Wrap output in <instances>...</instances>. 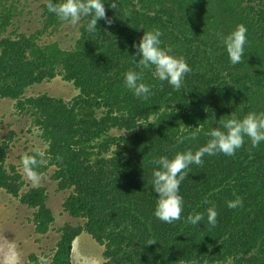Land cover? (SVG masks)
<instances>
[{
    "label": "trees",
    "instance_id": "16d2710c",
    "mask_svg": "<svg viewBox=\"0 0 264 264\" xmlns=\"http://www.w3.org/2000/svg\"><path fill=\"white\" fill-rule=\"evenodd\" d=\"M22 1L0 0V100L16 101L33 120L48 145L40 176L55 168L59 190L73 189L65 212L86 220L59 230L53 263L72 264L74 242L87 233L104 247L103 264H264V143L252 148L245 138L234 156H205L201 166L192 165L180 185L184 211L172 224L154 217L158 197L151 187L154 159L197 150L207 142L205 133L233 113L264 112V0H116L117 9L106 2L112 23L100 20L98 30L89 33L90 18L82 17L71 50L40 40L65 23L48 12L47 0L41 6L43 30L1 38ZM239 24L247 28L245 55L231 65L218 35ZM141 27L159 29L161 46L191 67L180 91L131 56ZM130 70L142 73V82L151 87L146 100L125 87ZM58 76L79 92L70 102L47 94L26 97L29 88ZM198 126L196 140L177 143ZM114 129L127 134L114 136ZM8 150L4 142L0 191L36 209L35 231L45 235L55 222L47 190L22 192L26 183L7 164ZM237 197L242 206L229 209L226 201ZM209 207L218 213L214 227L206 217L197 226L187 221ZM38 258L33 254L26 264H38Z\"/></svg>",
    "mask_w": 264,
    "mask_h": 264
},
{
    "label": "clouds",
    "instance_id": "9594fccd",
    "mask_svg": "<svg viewBox=\"0 0 264 264\" xmlns=\"http://www.w3.org/2000/svg\"><path fill=\"white\" fill-rule=\"evenodd\" d=\"M106 2L111 9H117L116 0H111L110 3L108 0H60L59 3L47 0V10L55 14L60 21L73 26L77 25L82 17H88L90 19L86 24V30L94 33L98 30V21L104 20L109 25L112 23V19L106 15ZM161 36L159 29L144 30L139 43L133 42L132 47L136 51L131 56L134 60H137L139 56L138 62L143 69L152 70L154 68L153 74L157 79L162 82L166 81L175 91H180L185 75L191 72V67L183 56L173 55L171 49L161 46ZM218 39L222 42L231 65L241 63L247 44L246 26L239 24L230 33L219 34ZM124 85L135 97L142 100H146L151 95V87L142 82L140 72L131 70L126 72ZM193 129L195 130L188 135L178 137L177 143L196 140L200 128L198 126ZM205 135L208 137L207 142L195 151L188 149L177 152L171 158L160 156L153 160L156 167L152 172L151 187L158 197L153 212L157 220L172 224L181 219L184 201L180 195V185L188 177L192 165L201 166L205 156H215L220 153L225 156H234L237 150L243 147L245 138L250 141L252 148L264 143V112H250L243 117H237L233 113L227 119H219L218 126L210 129ZM46 163L45 152L39 148L34 149L32 155L26 154L21 159L23 170L33 184L40 181L41 176L38 169ZM242 203L239 197L226 201L229 209H236L242 206ZM217 215L215 207H209L206 213L198 212L189 215L187 221L197 226L204 222L206 217L207 225L214 227L217 223ZM152 243L154 242H149V244ZM38 264H47V258L40 256Z\"/></svg>",
    "mask_w": 264,
    "mask_h": 264
},
{
    "label": "rangeland",
    "instance_id": "374dc122",
    "mask_svg": "<svg viewBox=\"0 0 264 264\" xmlns=\"http://www.w3.org/2000/svg\"><path fill=\"white\" fill-rule=\"evenodd\" d=\"M44 2L45 0H23L22 5L19 7L20 14L15 17L7 32L1 33V38L17 37L21 34L33 35L43 30L41 6ZM80 27V23L73 26L65 22L54 35H51L50 32L44 33L40 36V40L43 43L58 42L62 49L71 50L80 36ZM29 90L26 97L34 98L47 94L66 102H70L79 94L75 86L61 76L51 82L35 85ZM33 124V120L29 116L22 114L16 108V101L10 99L0 100V146L4 142L9 144L7 164L15 166L23 176L26 186L22 192H29L33 188H45L47 190V207L52 211L55 222L47 234H37L33 222L36 209H30L21 204L18 198L8 194L5 190H1L0 264H7L9 257L12 256L17 258V264H26L33 254L38 257H46L47 264H52L55 250L62 240L59 230L66 224L78 226L84 225L86 222L84 219L73 218L65 212L63 204L73 189L59 190L58 182L54 180L55 168H50L45 174L41 175L40 181L36 184H33L25 174L21 164L22 157L26 154L31 155L36 148L42 151L48 149V145L40 139V133ZM111 134L126 136L127 133L114 129ZM79 238L81 240L79 244L82 247L79 259L80 257L82 259L80 261L76 260L75 256L74 259L72 258V264H83L82 262L89 257L95 258L92 264H101L100 261L103 257L101 246L87 233H83ZM6 246H8L7 249Z\"/></svg>",
    "mask_w": 264,
    "mask_h": 264
},
{
    "label": "crops",
    "instance_id": "0c3cea01",
    "mask_svg": "<svg viewBox=\"0 0 264 264\" xmlns=\"http://www.w3.org/2000/svg\"><path fill=\"white\" fill-rule=\"evenodd\" d=\"M22 204V203H21ZM89 235V234H88ZM90 236V235H89ZM91 237V236H90ZM81 240H80V238L78 237L77 239H76V241H75V247H74V250H73V252H72V258L74 259V257L76 256V260H79L80 261V259H82L81 257H80V259H79V255H80V249L82 248L81 247V245L79 244V242H80ZM101 246V245H100ZM8 248V246H6V249ZM101 251L103 250V252H104V247L103 246H101ZM12 253H13V251H11ZM76 252V253H75ZM103 252H101V254H102V256H103ZM10 259H9V262L7 263V264H17L16 263V261H17V258L16 257H14V256H12V257H9ZM93 259L95 260V258H87V259H85V261L84 262H82L83 264H92V261H93ZM105 262V259H104V257H102V259H101V261H100V263L101 264H103ZM52 264H54L53 263V261H52Z\"/></svg>",
    "mask_w": 264,
    "mask_h": 264
}]
</instances>
